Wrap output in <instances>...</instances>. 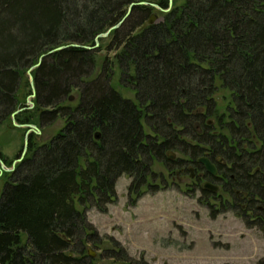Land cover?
I'll return each instance as SVG.
<instances>
[{
	"label": "trees",
	"instance_id": "1",
	"mask_svg": "<svg viewBox=\"0 0 264 264\" xmlns=\"http://www.w3.org/2000/svg\"><path fill=\"white\" fill-rule=\"evenodd\" d=\"M153 5L162 16L150 25ZM109 30L114 56L98 71ZM219 84L230 94L223 114ZM18 111V125L64 126L41 144L31 133L4 184L0 264H98L88 211L107 212L124 176L129 195L156 191V165L172 177L192 168L204 198L264 238V0H0V131ZM201 158L218 170L205 172L217 194L200 188ZM110 258L133 264L120 245Z\"/></svg>",
	"mask_w": 264,
	"mask_h": 264
},
{
	"label": "rangeland",
	"instance_id": "2",
	"mask_svg": "<svg viewBox=\"0 0 264 264\" xmlns=\"http://www.w3.org/2000/svg\"><path fill=\"white\" fill-rule=\"evenodd\" d=\"M182 1L173 0V5ZM155 14L160 20L161 13L157 10ZM109 42V35L98 42L101 50L97 55L98 71L108 56H114L107 51ZM114 85L125 98L134 99V94L120 87L117 80ZM26 93L24 89L22 99L31 109L34 98L26 97ZM229 97V92L219 84L215 99L221 114L227 110ZM71 98L70 103L76 99ZM32 126L37 129L19 127L12 121L0 131V152L11 163L0 171V195L11 173L9 170L15 167L17 156H22L27 134L34 133L41 144L57 134L64 122L59 120L43 129ZM172 155L174 159L180 158L177 153ZM154 171L158 178L151 180V185L158 186L156 191L149 188L139 199L129 195L132 180L124 176L117 182L118 200L108 206L107 212L95 208L88 211V222L99 234L96 244L86 246L88 257L98 264H114L115 259L110 257L120 245L133 264H258L264 258L262 232L249 229L242 213L233 210L221 213L223 205L202 196L199 187L191 182L192 173L172 177L161 165H156ZM230 200L225 194L223 201Z\"/></svg>",
	"mask_w": 264,
	"mask_h": 264
},
{
	"label": "water",
	"instance_id": "3",
	"mask_svg": "<svg viewBox=\"0 0 264 264\" xmlns=\"http://www.w3.org/2000/svg\"><path fill=\"white\" fill-rule=\"evenodd\" d=\"M146 3H141V5H145ZM172 4H173V0H170V7H172ZM153 7L155 9H157L158 11H160V8L156 5H153ZM159 21V18L156 14H153L151 17H150V20H149V24H155ZM110 31L109 30L108 32H106L105 34L103 35H100V37H98L97 39V44H96V47H98L99 45V39L100 38H103V37H107L109 34H110ZM63 47H60L59 49L57 50H62ZM41 63V62H40ZM40 63L38 64V66L40 65ZM33 69H31L29 72H28V75L30 77V83L32 85V88L34 89V86H33V79H32V75H31V72H32ZM32 98L35 97V93H34V90H33V95L31 96ZM71 101L73 100V98L70 99ZM20 111L16 112L13 116H12V120L13 122L16 124V121H15V115L18 114ZM19 127H25V128H33V129H37L36 127L32 126V125H18ZM29 135L30 133L27 134L26 138H25V145H24V151L22 153V156L19 160L15 161L14 165L13 166H16L17 163L21 162L23 160V158L25 157L26 153H27V149H28V141H29ZM97 138H99V136H97ZM169 158L170 159H174V156L172 155V153H169ZM199 163L205 168L206 172L208 174H210L212 177H216L217 174H218V171H217V168L214 164H212L210 162L209 159L207 158H201L199 160ZM5 163L0 159V171L5 169L6 170V167H5ZM15 167H13L11 170L9 171H13ZM191 177L193 178L194 177V173H193V169L191 170ZM202 189L207 191V192H210V193H213V194H217L220 192V187L218 185H215V184H212L210 182H205L202 186Z\"/></svg>",
	"mask_w": 264,
	"mask_h": 264
},
{
	"label": "flooded vegetation",
	"instance_id": "4",
	"mask_svg": "<svg viewBox=\"0 0 264 264\" xmlns=\"http://www.w3.org/2000/svg\"><path fill=\"white\" fill-rule=\"evenodd\" d=\"M204 168V167H203ZM218 171V170H217ZM206 172V170H205V168H204V172H200L199 173V177L202 179V182H208L207 181V179H206V177H205V174L207 173H205ZM208 174V173H207ZM210 175V174H209ZM211 176V175H210ZM217 176H218V174H217ZM216 176V177H217ZM212 177V176H211ZM192 178V177H191ZM193 178H195V174H194V177ZM220 190H221V188H220Z\"/></svg>",
	"mask_w": 264,
	"mask_h": 264
}]
</instances>
